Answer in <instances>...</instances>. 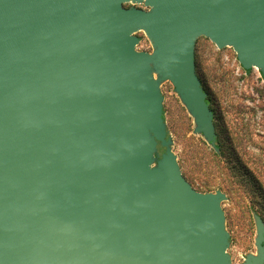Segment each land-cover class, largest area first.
<instances>
[{
    "label": "water",
    "instance_id": "95a60500",
    "mask_svg": "<svg viewBox=\"0 0 264 264\" xmlns=\"http://www.w3.org/2000/svg\"><path fill=\"white\" fill-rule=\"evenodd\" d=\"M202 36L264 73V0H0V264H232L227 196L185 178L164 118L170 81L219 151Z\"/></svg>",
    "mask_w": 264,
    "mask_h": 264
},
{
    "label": "rangeland",
    "instance_id": "374dc122",
    "mask_svg": "<svg viewBox=\"0 0 264 264\" xmlns=\"http://www.w3.org/2000/svg\"><path fill=\"white\" fill-rule=\"evenodd\" d=\"M145 8L143 4L127 7ZM139 51H153L144 31ZM196 69L210 98L214 124L222 138L218 154L201 133L194 117L170 81L161 84L164 118L172 151L182 174L200 192L223 191L225 226L230 234L227 253L242 264L258 253L255 213L264 216V73L245 71L233 47L219 48L207 37L196 43Z\"/></svg>",
    "mask_w": 264,
    "mask_h": 264
},
{
    "label": "flooded vegetation",
    "instance_id": "af4514ba",
    "mask_svg": "<svg viewBox=\"0 0 264 264\" xmlns=\"http://www.w3.org/2000/svg\"><path fill=\"white\" fill-rule=\"evenodd\" d=\"M239 61V60H238ZM241 64V63H240ZM242 66V65H241ZM243 68V67H242ZM244 69V68H243ZM253 69V68H252ZM245 71H250V70H246V69H244ZM203 86V85H202ZM205 89V88H204ZM206 91V90H205ZM206 93H207V91H206ZM207 102L209 103V105H210V98H209V96H208V93H207ZM211 108V107H210ZM215 129H216V136H217V140H216V144H220L221 146H222V138L220 137V133L218 132V130H217V126H216V124H215ZM215 150V149H214ZM222 151H223V147H222ZM220 149H219V151H216L215 150V152L216 153H218V154H220L221 152H222Z\"/></svg>",
    "mask_w": 264,
    "mask_h": 264
},
{
    "label": "trees",
    "instance_id": "16d2710c",
    "mask_svg": "<svg viewBox=\"0 0 264 264\" xmlns=\"http://www.w3.org/2000/svg\"><path fill=\"white\" fill-rule=\"evenodd\" d=\"M217 147L222 151V146L220 144H217ZM263 220H264V216H262Z\"/></svg>",
    "mask_w": 264,
    "mask_h": 264
}]
</instances>
